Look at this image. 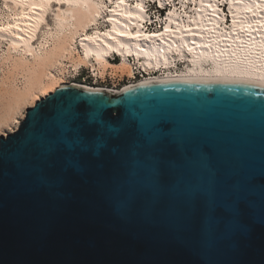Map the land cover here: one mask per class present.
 <instances>
[{"label":"snow or ice","instance_id":"obj_1","mask_svg":"<svg viewBox=\"0 0 264 264\" xmlns=\"http://www.w3.org/2000/svg\"><path fill=\"white\" fill-rule=\"evenodd\" d=\"M81 99L74 97L68 108L40 126L30 152L17 148L22 179L13 185L14 192L45 188L60 195L70 189L85 223L99 222L107 209L122 227L115 234L111 226H102L87 243L110 247L144 242L147 254L163 258L149 264H177L167 258L186 252H196L202 264H264V190L256 200L222 188L207 161L190 175L171 160L158 128L135 132L127 122L114 127L96 113L82 114L76 107ZM10 151L0 144V158ZM33 160L39 163L33 165ZM4 187L0 177V193ZM23 242L47 246L85 241H53L35 233Z\"/></svg>","mask_w":264,"mask_h":264},{"label":"water","instance_id":"obj_2","mask_svg":"<svg viewBox=\"0 0 264 264\" xmlns=\"http://www.w3.org/2000/svg\"><path fill=\"white\" fill-rule=\"evenodd\" d=\"M77 96L82 98L76 105L82 114L96 113L114 127L127 122L135 132L155 126L166 138L171 160L184 172L196 175L201 162L207 161L222 188L259 200L264 190V86L174 80L139 84L116 94L60 86L27 108L13 133L0 136V144L11 150L0 158L5 181L0 193V264H149L163 259L147 254L144 242L110 247L87 243L102 226H111L115 234L122 227L107 209L99 222L85 223L70 189L60 195L45 188L14 192L13 185L22 179L14 155L17 148L22 154L30 152L40 126ZM35 233L53 241L75 237L85 242L26 245L24 239ZM167 259L202 264L196 252Z\"/></svg>","mask_w":264,"mask_h":264},{"label":"bare ground","instance_id":"obj_3","mask_svg":"<svg viewBox=\"0 0 264 264\" xmlns=\"http://www.w3.org/2000/svg\"><path fill=\"white\" fill-rule=\"evenodd\" d=\"M0 1L6 8L0 14V132L19 124L17 116L38 94L64 86L69 65L89 66L99 79L127 77L113 89L71 84L112 94L174 80L264 86V0H180L181 7H168L164 28L151 34L140 29L152 23L144 0ZM114 53L119 63L109 60ZM176 64L186 67L175 71Z\"/></svg>","mask_w":264,"mask_h":264},{"label":"rangeland","instance_id":"obj_4","mask_svg":"<svg viewBox=\"0 0 264 264\" xmlns=\"http://www.w3.org/2000/svg\"><path fill=\"white\" fill-rule=\"evenodd\" d=\"M107 1L108 0H106V2ZM179 1L180 0H173V2L172 1H169V2H172V3L176 2V5L178 4L177 6L181 7V4L178 3ZM1 3L2 2L0 1V14H1V12L3 10L6 9L5 7H3V5ZM1 9H2V11H1ZM166 11H167V9H166ZM181 11L183 12V7H182ZM160 25H162V22H161V24H159V23H156L155 25L153 24L151 26V29H160V27H159ZM98 26H99V29L101 30V32L105 31L108 28L106 26V24H104L102 21L99 22ZM115 57L116 56H112V58H110L109 60L111 62L119 63V59L117 57L116 58ZM131 61L135 62V61H133V59H131ZM183 65H184V67L178 68V65L176 64L175 68H173V69L174 70L178 69V70H175V71H183L185 69V67H186V64H183ZM133 68H134L133 69L134 73H136V78L137 79L141 78V76L139 75L138 67L134 66ZM79 70L80 71H77L76 68H73V67H71L69 65L68 70L66 71V73L63 76L64 80H65V83H64L65 85L64 86L71 85V84H83V85L86 84V85H90V86H96V87L102 86V87H109V88L113 89V88H120L122 85H124L125 83L129 82L127 77H124V78L121 79L119 77H111L108 74L103 79L96 78V77L93 76V72L91 71L92 69L89 66L83 67L82 69L80 68ZM42 97H43V94H38V98L39 99L42 98ZM30 107H32L31 103H27L24 106V108L21 110V113L23 114V116L25 115V110L27 108H30ZM21 113H20V115L17 116V120L19 121V123L22 120ZM18 125L19 124L13 123V124L9 125L8 127H4L2 129V131L0 132V136H5L7 134L12 133V131H15L17 129Z\"/></svg>","mask_w":264,"mask_h":264}]
</instances>
